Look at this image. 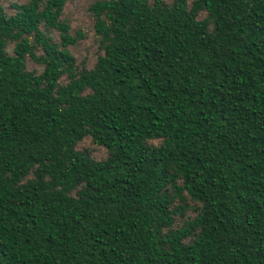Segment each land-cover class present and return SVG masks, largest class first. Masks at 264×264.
Wrapping results in <instances>:
<instances>
[{
    "label": "trees",
    "instance_id": "16d2710c",
    "mask_svg": "<svg viewBox=\"0 0 264 264\" xmlns=\"http://www.w3.org/2000/svg\"><path fill=\"white\" fill-rule=\"evenodd\" d=\"M68 1L0 0V264H264V0Z\"/></svg>",
    "mask_w": 264,
    "mask_h": 264
},
{
    "label": "rangeland",
    "instance_id": "374dc122",
    "mask_svg": "<svg viewBox=\"0 0 264 264\" xmlns=\"http://www.w3.org/2000/svg\"><path fill=\"white\" fill-rule=\"evenodd\" d=\"M6 5L11 2H23L25 0H1ZM96 0H69L63 18L67 20L71 26V32L78 37V42L71 46L72 52L77 59L78 64L92 65L99 51L98 37L95 31V20L90 9L92 3ZM82 33V37L78 34ZM54 35H59L58 31H54ZM30 68H35L37 65L29 61ZM86 144H90L87 141ZM105 153L104 148H98L95 154L101 156Z\"/></svg>",
    "mask_w": 264,
    "mask_h": 264
}]
</instances>
